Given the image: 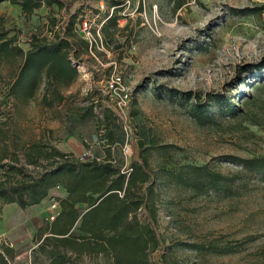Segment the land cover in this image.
Returning a JSON list of instances; mask_svg holds the SVG:
<instances>
[{
	"label": "rangeland",
	"instance_id": "rangeland-1",
	"mask_svg": "<svg viewBox=\"0 0 264 264\" xmlns=\"http://www.w3.org/2000/svg\"><path fill=\"white\" fill-rule=\"evenodd\" d=\"M61 1L65 4L62 10L42 6L28 17L18 5L2 1L3 26L26 48L28 33L57 32L58 26L51 31V18L64 17L65 10L82 18L78 27L85 23L92 34V29L98 32L111 13L105 0ZM174 1L125 0L111 38L98 39L92 51L74 62L79 75L64 89L68 97L61 106L44 108L37 99L18 108L7 100L0 103L1 119L8 118L4 131L12 130L5 142L0 135V154L12 156L17 149L19 162L32 168L25 162L23 145L41 141L59 144L77 157L83 152H89L87 159L110 157L126 168L131 135L142 139L145 146H165L161 153L152 148L150 155L157 172V226L166 245L162 263L264 264L263 179L241 172L239 182L247 185V191L231 197L213 191L193 196L166 176V170L188 163L233 172L238 167L225 155H264V125L250 122L253 113L238 117L242 125L237 130L231 129L237 118L230 117H217L222 122L219 128L200 125L188 112L190 103L185 100L189 92L190 101L194 95L204 101L222 93L238 102L250 90L252 75L242 68L264 57V9L254 11L264 0H190L178 9H174ZM16 64L14 60L0 63V100ZM112 72L119 73L129 87V106L135 112L132 116H126L128 109L120 112L106 98L103 105L98 103ZM90 106L91 112L84 115ZM211 110L216 109L211 106ZM107 124L114 135L111 144ZM22 178L14 170L5 174L0 167V181L18 182ZM52 196L57 195L52 192ZM51 197L42 205L25 208L15 202L3 203L0 198V251L11 241H23L18 247L12 246L14 250L33 244L34 236L21 237L20 229L25 222L34 226L47 222ZM137 221H146L142 209L137 212ZM13 225H18L16 232L9 233ZM213 240L230 243L234 251L217 254L199 249L200 244ZM156 253L151 244L147 258L153 262ZM77 264L114 263L107 253L94 251Z\"/></svg>",
	"mask_w": 264,
	"mask_h": 264
},
{
	"label": "trees",
	"instance_id": "trees-1",
	"mask_svg": "<svg viewBox=\"0 0 264 264\" xmlns=\"http://www.w3.org/2000/svg\"><path fill=\"white\" fill-rule=\"evenodd\" d=\"M18 5L21 13L28 17L42 6L53 11V6L62 10L65 4L61 0H0ZM111 13L102 23L98 32L92 29L94 39L89 42L78 25L83 19L65 10L64 17L51 18L52 35L47 33H28V48L24 49L17 43L15 35L3 26L0 15V63L16 61L15 70L11 73L3 98L15 108L26 106L33 100H39L41 106L51 108L66 102L68 96L64 89L68 88L78 78L79 71L74 65L81 61L85 53L95 48L98 39H110L112 31L118 28L119 11L125 0H105ZM190 0H175L174 9H178ZM264 3L255 6L254 11L262 12ZM249 71L252 81L250 90L237 102L227 95L214 93L207 100L194 95L190 101L191 92L185 100L190 103L188 112L200 125L221 127V118H237L232 130L241 126L240 118L253 113L250 122L264 125V57L258 62L250 63L242 68ZM236 96H233L235 99ZM105 96L101 93L98 103L103 105ZM215 107V111L211 110ZM247 106V109H245ZM249 108L252 110L249 112ZM254 108L257 112H254ZM92 110L90 106L84 115ZM0 135L6 141L11 128L4 131L6 120L1 119ZM133 108H128L127 116L134 115ZM108 128V124H107ZM108 143L114 142L112 131L107 129ZM131 154L128 167L115 163L110 157L102 160L96 158L80 160L70 152L59 150L48 142H31L23 145V155L28 165L19 162L17 149L12 156L0 154V167L3 173L14 170L22 175V181H0V198L3 203L15 202L21 208L39 203L48 196L51 188L62 186L67 195L56 197L60 212L51 222L40 226L33 240L38 243V249L52 257L54 264H69L70 257L63 248H69L77 254L86 251H103L112 257L114 264H163L166 245L157 226V207L154 204L156 193L157 172L151 165V149H159L161 153L165 146H145L142 139H129ZM15 145V144H14ZM17 148V145H15ZM109 156V150H106ZM226 159L238 167L233 172H222L207 164H182L177 168L166 170L169 181L179 186L191 195L197 196L209 191L218 195L236 196L247 191V185L241 184V172L254 174L264 180V155L235 156L225 155ZM8 159V161H7ZM41 166V170L37 169ZM238 181V182H237ZM242 185L241 187H239ZM243 187V188H242ZM242 188V190H240ZM83 203L80 209L77 204ZM142 209L146 221H137V212ZM78 222L77 232L72 228ZM45 233V234H44ZM44 236L42 237V235ZM249 236V240H251ZM152 244L156 248L153 262L146 255ZM49 248H46V247ZM197 247V246H196ZM199 249L211 253L223 254L234 251V246L228 242L209 241L207 245L200 244ZM62 249V250H61ZM12 249L5 246L0 251V264H7L6 257H11ZM74 264V263H73Z\"/></svg>",
	"mask_w": 264,
	"mask_h": 264
},
{
	"label": "crops",
	"instance_id": "crops-1",
	"mask_svg": "<svg viewBox=\"0 0 264 264\" xmlns=\"http://www.w3.org/2000/svg\"><path fill=\"white\" fill-rule=\"evenodd\" d=\"M27 48H28V46L26 48H24V49H27ZM11 75H10V77H11ZM61 105L62 104H60L58 106H61ZM44 108H46V107H44ZM54 146L57 147L61 151L68 152L66 149L62 148L59 144H54ZM70 153H72V152H70ZM72 154L75 155L74 153H72ZM55 191L57 192V194H56ZM52 192H53V194L57 195L56 197H65L67 195L66 190L62 186H55V187H53V189H50L48 196L45 199H43L40 203H38V205H42L46 201V199L51 197ZM56 197L52 196L50 198V200L51 199H56ZM77 206L78 207H80V206H84L85 207V204L79 203V204H77ZM84 207H82V209ZM13 226L15 228L11 229L10 231H8L9 233L16 232L14 230H16L18 225H13ZM77 226H78V222L72 228L73 232H77L78 231ZM39 227H40V224H37L36 226H34V225H31V224L25 222L23 224V228L20 229L21 233H22L21 237L22 236H24V237L26 236L27 238H29V237L34 236ZM4 232L7 233V230H5ZM44 234L42 235V237L44 236ZM16 241H18V240H16ZM21 242H23V241H21ZM21 242L20 243L19 242L18 243L17 242L14 243V241L13 242L12 241L9 242V246L8 247L12 249L13 254H12L11 257H6V259L8 261L7 264H54L53 260H52L53 258L48 256V254L46 252H44L42 250H39L38 249V243L35 242L34 240H33V244L30 245L29 247H26V246L22 247L21 246V248L19 250H14L12 248V246H14L15 244L16 245L14 247H18V245L21 244ZM46 248H49V247L47 246ZM62 251H65L66 254L70 257V263L69 264H73V263L77 264V260L82 259V258H87V257H89L90 252H93V251L84 250V251L80 252L79 254H77L75 251H73V250H71L69 248H66V249L63 248Z\"/></svg>",
	"mask_w": 264,
	"mask_h": 264
},
{
	"label": "built area",
	"instance_id": "built-area-1",
	"mask_svg": "<svg viewBox=\"0 0 264 264\" xmlns=\"http://www.w3.org/2000/svg\"><path fill=\"white\" fill-rule=\"evenodd\" d=\"M80 30L89 42L95 40L93 34L90 29L86 27L85 23L81 26ZM102 94L107 100H111L120 112L125 113L129 108L131 92L129 87L123 83L122 77L119 73L112 72L105 80ZM124 149L125 151L128 150L126 145L124 146ZM89 156V152H83V154L79 156V159L86 160ZM50 201L46 216L48 222L53 221L60 212L59 202L56 199H51Z\"/></svg>",
	"mask_w": 264,
	"mask_h": 264
}]
</instances>
